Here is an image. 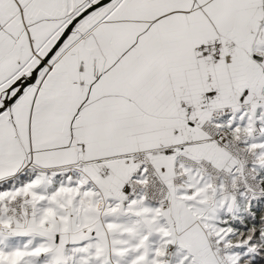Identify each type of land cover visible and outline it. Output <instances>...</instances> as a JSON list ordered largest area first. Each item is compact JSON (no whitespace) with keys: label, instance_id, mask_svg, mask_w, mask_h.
I'll use <instances>...</instances> for the list:
<instances>
[{"label":"snow or ice","instance_id":"6c2138e0","mask_svg":"<svg viewBox=\"0 0 264 264\" xmlns=\"http://www.w3.org/2000/svg\"><path fill=\"white\" fill-rule=\"evenodd\" d=\"M0 264H264V0H0Z\"/></svg>","mask_w":264,"mask_h":264}]
</instances>
